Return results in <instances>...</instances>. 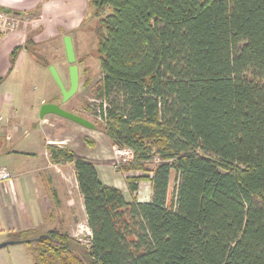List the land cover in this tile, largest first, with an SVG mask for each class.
Listing matches in <instances>:
<instances>
[{
	"label": "trees",
	"instance_id": "1",
	"mask_svg": "<svg viewBox=\"0 0 264 264\" xmlns=\"http://www.w3.org/2000/svg\"><path fill=\"white\" fill-rule=\"evenodd\" d=\"M87 2L98 116L113 145L133 150L121 167L150 172L127 178L129 191L148 179L151 197L126 200L94 160L48 144L53 163H73L88 245L56 228L10 241L33 264H264V0Z\"/></svg>",
	"mask_w": 264,
	"mask_h": 264
},
{
	"label": "crops",
	"instance_id": "2",
	"mask_svg": "<svg viewBox=\"0 0 264 264\" xmlns=\"http://www.w3.org/2000/svg\"><path fill=\"white\" fill-rule=\"evenodd\" d=\"M89 7L87 0H0V8L22 19L16 31L0 39V168H6L11 175L10 180L0 181V218L5 223L12 222L10 236L26 229L44 232L67 227L77 229V233L69 234L79 239L80 227L84 226L85 237L89 238L73 163H53L46 149L59 138L48 136L44 127H62L58 123L65 117L39 114L43 103L62 107L57 98L60 90L48 66H53L61 78L58 69L65 51L63 38L70 36L74 49V34L84 35L81 29ZM16 48L12 62L11 53ZM38 54L46 64L38 60ZM69 148L95 159L72 145ZM98 167L96 164L100 180L119 188L128 200L125 190L102 178ZM148 192L144 199H137L148 201L151 188ZM13 243L0 246V264H5L4 255Z\"/></svg>",
	"mask_w": 264,
	"mask_h": 264
},
{
	"label": "rangeland",
	"instance_id": "3",
	"mask_svg": "<svg viewBox=\"0 0 264 264\" xmlns=\"http://www.w3.org/2000/svg\"><path fill=\"white\" fill-rule=\"evenodd\" d=\"M89 16L84 20L82 24V33L74 34V53L75 60L73 63H69L66 58L65 51L61 53L62 57V67L58 69L61 79L65 86L69 85L68 67L71 64H75L78 70V88L75 93L70 96L65 103H62V95L58 94L59 104L62 108L70 111L94 125V128L87 127H75V122L63 118L62 123L58 125L62 127H44L46 133L51 138H59L51 141L52 144L57 145H72L79 152L89 153L92 159L99 165V173L102 178H107L109 183H116V185L122 187L125 190L126 198L132 199L133 197L144 199L149 193L150 182L147 179H141L138 182V188L135 192L131 193L127 187V178H133L135 176H142L145 174H150L149 170H139V169H127L125 170L124 164L129 163L134 158L129 160H123L122 157L118 158L115 156L114 147H127L120 145H113L108 137L103 131L104 123L98 116L99 104L103 101L102 97L99 95L98 86L102 78V72L99 66V59L97 57V36L95 29L99 26L98 16L95 14L94 7H89ZM79 44H78V42ZM38 53V52H37ZM39 55V54H38ZM44 61V60H43ZM44 64L46 62L44 61ZM49 68V66H48ZM58 93H60L58 91ZM114 94V93H113ZM117 93L115 94V96ZM114 96V95H113ZM73 125L74 127H70ZM68 135L70 137H68ZM129 148V147H128ZM131 149V148H130ZM73 150V149H71ZM132 150V149H131ZM74 151V150H73ZM133 151V150H132ZM75 152V151H74ZM116 160H118L116 162ZM158 161L156 159L149 160L146 163L147 169H152ZM122 166V167H121ZM177 184V175L173 170L170 172L169 188H168V201H172L174 198L175 187ZM0 245L7 243L9 244L11 236L8 234L11 229L10 222L0 218ZM4 224V225H3ZM82 229L81 234H78L80 242L83 245H88V239L85 237V227H80ZM60 230H65L68 233H77V229H69L67 227L60 228ZM87 230V228H86ZM89 231V230H88ZM9 252L4 255L3 261L5 264H33L32 260V250L24 243L14 242L10 248Z\"/></svg>",
	"mask_w": 264,
	"mask_h": 264
},
{
	"label": "water",
	"instance_id": "4",
	"mask_svg": "<svg viewBox=\"0 0 264 264\" xmlns=\"http://www.w3.org/2000/svg\"><path fill=\"white\" fill-rule=\"evenodd\" d=\"M6 12H8V9H5ZM64 41V50H65V54H66V58L67 61L69 63H73L75 60V53H74V49H73V45L70 39V36L65 35L63 38ZM49 72L52 76V78L54 79L55 83L57 84L59 90H60V94L62 95V101H66L70 96H72L75 91L78 88V84H79V80H78V70H77V66L75 64H71L68 67V76H69V86L66 88L65 85L63 84L59 74L57 73V71L55 70V68L53 66H49ZM48 113H54L57 115H60L62 117H65L67 119H70L72 121H74L75 123H78L82 126H85L87 128H94V125L89 122L88 120L70 112L67 111L65 109H63L62 107H60L58 104L56 103H43L40 107V116H43L45 114ZM13 241H10L9 243H12ZM7 243H4L0 246H4Z\"/></svg>",
	"mask_w": 264,
	"mask_h": 264
},
{
	"label": "built area",
	"instance_id": "5",
	"mask_svg": "<svg viewBox=\"0 0 264 264\" xmlns=\"http://www.w3.org/2000/svg\"><path fill=\"white\" fill-rule=\"evenodd\" d=\"M22 19L20 16L14 12H6L3 9H0V39L7 33L14 32L18 29ZM115 156L118 158L122 157L123 160H129L133 157V151L128 147H114ZM153 159L159 160L157 156H154ZM118 160H116L117 162ZM11 179L9 171L1 167L0 168V181H8Z\"/></svg>",
	"mask_w": 264,
	"mask_h": 264
}]
</instances>
